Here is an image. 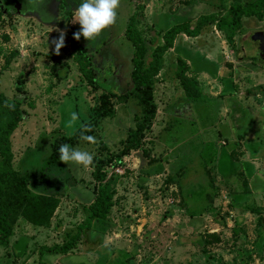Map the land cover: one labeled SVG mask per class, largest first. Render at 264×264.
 <instances>
[{"label":"rangeland","instance_id":"1","mask_svg":"<svg viewBox=\"0 0 264 264\" xmlns=\"http://www.w3.org/2000/svg\"><path fill=\"white\" fill-rule=\"evenodd\" d=\"M252 1L121 0L113 25L94 40L77 41L80 25L72 21L81 0H0V92L26 112L11 137L13 169L31 193L59 199L48 228L17 218L8 247H0V264H38L41 246L62 245L84 221L95 197L91 169L62 163L58 151L51 158L53 146L69 136L70 112L87 121L102 89L119 99L130 91L134 49L124 30L138 6L144 9L136 26L149 61L162 43L160 31ZM243 28L232 46L213 25L194 39L176 37L154 85L157 114L141 148L103 168L113 207L50 264H95L106 250L104 264H264V60L252 40L264 32V13L245 18ZM54 29L66 34L59 55ZM79 46L93 65L94 84ZM177 57L190 65L204 101L185 97L175 77ZM140 111L134 98L114 101L112 115L87 134L96 143L71 146L100 157L118 152ZM225 123L228 132L219 135Z\"/></svg>","mask_w":264,"mask_h":264},{"label":"trees","instance_id":"2","mask_svg":"<svg viewBox=\"0 0 264 264\" xmlns=\"http://www.w3.org/2000/svg\"><path fill=\"white\" fill-rule=\"evenodd\" d=\"M144 7L139 5L128 18L124 30V37L133 46L131 59L132 72L130 75L131 89L121 99L112 90L102 89L95 106L86 122L92 126V131L99 123L112 115L114 101L125 102L134 98L140 105V115L135 119V124L125 137L122 148L104 157L94 156L93 165L90 167V176L96 184L94 200L86 207V217L78 226L77 233L62 245L52 247L41 246L38 249V264H50L49 257L58 255L67 256L77 243L91 231L96 221L106 219L113 207V189L106 182L104 167L110 166L115 160L131 151L139 150L142 146L143 134L150 128L157 114V105L154 101V85L160 75L165 61L166 53L173 48L176 37L180 34L188 38L200 36L205 26L213 25L223 34L225 42L232 46L236 35L243 31V20L249 17L262 19L264 13V0H253L249 4L235 2L230 6L224 16L217 13L200 15L194 23L182 22L174 24L165 31H160L162 43L155 46L150 52V60L147 61L148 48L146 42L137 29L139 14ZM69 14V13H68ZM7 39V37H5ZM79 59L85 64L86 76L90 84H94L93 65L90 62L85 49L78 47ZM175 77L178 80L183 93L188 101H204L205 97L198 86L195 77H189L190 66L181 57H177ZM18 92H22L20 86H16ZM5 102L15 105L14 111L4 107ZM26 116L22 104L18 100L8 99L0 92V247L7 248L13 235L14 222L18 217L24 219L33 227L48 228L51 219L59 205V199L55 195H43L31 193L27 179L20 176L13 169V153L11 149V137L19 123ZM239 136V135H238ZM79 140L78 134L71 137L63 136L61 143L75 145ZM61 144H54L51 158H55ZM255 158L254 154H251ZM207 194V193H206ZM263 221L259 219V224ZM101 243V242H100ZM106 250V249H105ZM104 251V250H103ZM102 252V251H101ZM108 250L101 253L99 261L95 264H104L108 260ZM106 253V255H104ZM50 261V262H49ZM69 264L73 262L69 259ZM67 263V264H68Z\"/></svg>","mask_w":264,"mask_h":264},{"label":"clouds","instance_id":"3","mask_svg":"<svg viewBox=\"0 0 264 264\" xmlns=\"http://www.w3.org/2000/svg\"><path fill=\"white\" fill-rule=\"evenodd\" d=\"M121 0H81L78 7L74 10L73 23L80 25V30L73 34L74 40H80L83 37L86 41L94 40L103 30L113 25L117 19V9ZM59 32L58 38L53 39L51 44L54 45V54L59 55L61 48L65 46V32L54 29ZM5 108L9 111L15 110L14 104L5 102ZM65 127L69 129V137L77 135L80 141L89 144H95L94 136L87 135L92 131V126L88 122L80 121L77 112H70ZM59 160L64 164H75L87 169L93 165L94 156L87 150L78 147H72L70 144H61L59 149Z\"/></svg>","mask_w":264,"mask_h":264},{"label":"water","instance_id":"4","mask_svg":"<svg viewBox=\"0 0 264 264\" xmlns=\"http://www.w3.org/2000/svg\"><path fill=\"white\" fill-rule=\"evenodd\" d=\"M3 8L2 3L0 2V10ZM252 40L257 46V51L259 57L264 60V32L256 31L252 35Z\"/></svg>","mask_w":264,"mask_h":264},{"label":"crops","instance_id":"5","mask_svg":"<svg viewBox=\"0 0 264 264\" xmlns=\"http://www.w3.org/2000/svg\"><path fill=\"white\" fill-rule=\"evenodd\" d=\"M180 35H183V34H180ZM184 36H185V35H184ZM193 39H194V38H193ZM175 44H176V39H175V41H174V46H173V48L175 47ZM173 48L170 49V50H173ZM170 50H169V51H170ZM169 51H168V52H169ZM168 52H167V53H168ZM167 53H166V54H167ZM165 58H166V55H165ZM187 63H188V62H187ZM164 64H165V61H164ZM188 65H189V64H188ZM189 66H190V65H189ZM162 70H163V69H162ZM161 73H162V71H161ZM161 73H160V75H161ZM189 74H190V73H189ZM189 74H188V76L190 77ZM160 75H159V76H160ZM194 77H195V76H194ZM202 93H203V92H202ZM203 95H204V94H203ZM227 114H229L228 111H227ZM227 114H226V116H227ZM233 119H234V117H233ZM224 122H226V120H225ZM226 127H227V124L225 123L224 126H223V128H221V130L218 131V132H219V135H220L221 133H223V132H224V133H225V132H228V130H226ZM231 135H232V134H230V136H231ZM236 138H238V135H237ZM240 141H241V140H240ZM222 143H225V142H222ZM233 147H235V144H233ZM233 147H232V148H233ZM230 153H231V151H230ZM230 153H228V157H225V158H228L232 164H234V163L237 164V162H236L235 160H232V159L230 158ZM250 153H251V152H250ZM231 160H232V161H231Z\"/></svg>","mask_w":264,"mask_h":264},{"label":"flooded vegetation","instance_id":"6","mask_svg":"<svg viewBox=\"0 0 264 264\" xmlns=\"http://www.w3.org/2000/svg\"><path fill=\"white\" fill-rule=\"evenodd\" d=\"M5 8V6L3 5V8L2 9H4ZM2 9H1V11H2Z\"/></svg>","mask_w":264,"mask_h":264}]
</instances>
